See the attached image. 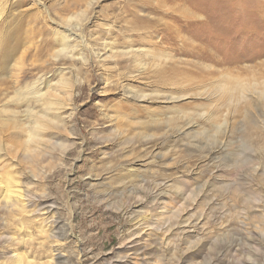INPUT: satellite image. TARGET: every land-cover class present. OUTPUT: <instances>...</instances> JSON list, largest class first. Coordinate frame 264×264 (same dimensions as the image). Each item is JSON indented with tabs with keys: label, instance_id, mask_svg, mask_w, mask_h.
Returning <instances> with one entry per match:
<instances>
[{
	"label": "rangeland",
	"instance_id": "1",
	"mask_svg": "<svg viewBox=\"0 0 264 264\" xmlns=\"http://www.w3.org/2000/svg\"><path fill=\"white\" fill-rule=\"evenodd\" d=\"M0 36V264H264V0H0Z\"/></svg>",
	"mask_w": 264,
	"mask_h": 264
},
{
	"label": "bare ground",
	"instance_id": "2",
	"mask_svg": "<svg viewBox=\"0 0 264 264\" xmlns=\"http://www.w3.org/2000/svg\"><path fill=\"white\" fill-rule=\"evenodd\" d=\"M193 14L192 10L189 11V14L187 16H191ZM67 30L68 35H71V30L70 28H65ZM62 45H65V43H62ZM9 58H11V51H10V43H9V40L7 39H4L2 36H0V60L1 61H6L8 60ZM28 73H31L30 71L29 72H24L23 75H26ZM41 84L42 83H36L35 85H33L32 87V93L36 90H39L40 87H41ZM49 104L53 103L52 101L48 102ZM48 108L50 109H53V107H50L48 106ZM47 117V115H46Z\"/></svg>",
	"mask_w": 264,
	"mask_h": 264
}]
</instances>
